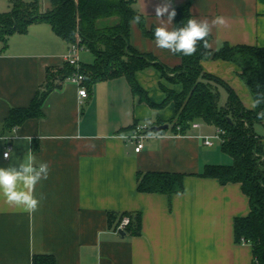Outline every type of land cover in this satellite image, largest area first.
I'll use <instances>...</instances> for the list:
<instances>
[{"label":"crops","instance_id":"crops-1","mask_svg":"<svg viewBox=\"0 0 264 264\" xmlns=\"http://www.w3.org/2000/svg\"><path fill=\"white\" fill-rule=\"evenodd\" d=\"M164 2L136 0L148 29L160 26L155 8ZM170 3V11L189 3L197 20L227 19V27L212 30L213 51L226 43L264 47V0ZM50 8V0L40 5L41 12ZM168 28H175V18ZM130 42L138 52L151 54L170 68L181 64L177 55L158 49L139 24L131 25ZM69 46L42 21L26 33L9 36L6 47L0 42V138H9L0 139V167L34 156L37 164L47 162L51 169L48 179L36 186V196L45 197L36 212L9 206L0 197V264H34L39 257L54 264H252V244L235 239V218L251 212L241 183L222 184L200 175L206 165H230L233 159L221 143L205 144L206 137L216 133L213 125L201 122L186 134L175 133L169 123L176 117L174 102L154 108L140 101L125 76L96 82L82 101L76 83L57 79V87L42 106V117L30 118L15 130L4 128L12 108L29 106L45 89L48 71L64 68ZM83 54L81 63L94 61V55L87 59ZM201 64L252 109L253 97L237 66L221 59H205ZM135 76L155 103L165 99L164 88L182 90L155 66ZM135 123L169 128L151 132L136 152L134 143L126 139L130 132L126 129ZM255 130L264 148V121ZM17 136L32 139L29 143ZM8 145L12 156L5 159ZM149 171L185 174V190L171 198L140 192L138 175ZM125 213L142 215L141 234L122 236L117 230L120 221L129 217Z\"/></svg>","mask_w":264,"mask_h":264},{"label":"trees","instance_id":"trees-1","mask_svg":"<svg viewBox=\"0 0 264 264\" xmlns=\"http://www.w3.org/2000/svg\"><path fill=\"white\" fill-rule=\"evenodd\" d=\"M50 2L51 8L45 13L40 11V0H15L9 12L0 13V42L3 46H7L9 36L26 33L33 23L41 21L49 23L56 35L69 44L79 34L81 45L95 57L92 63H82L80 68L87 90L100 80L125 76L134 96L140 101L147 102L154 108H163L174 102L176 117L169 123L175 133L186 134L197 121L223 129L225 133L221 149L232 157L233 163L206 165L200 175L217 178L222 184L241 183L243 191L250 199L251 212L248 216L235 218V239L238 243L245 240L252 244V264H264V148L262 137L255 130V125L264 121L256 117L264 104L255 110L247 109L229 84L219 76L205 71L201 64L205 59H221L234 64L239 77L254 98L257 93H264V47L226 43L219 50L213 51L210 48L204 49L201 42L195 55H177L181 64L170 68L153 55L140 53L132 46L130 20L134 15H141L136 8V0ZM190 8L189 3L176 8L175 28L185 26L187 20L192 18ZM141 18L139 25L144 35L153 38L155 28L148 29L145 17L141 15ZM207 39L210 44L211 35ZM149 66L157 67L172 83L180 84L182 90L176 92L164 88L165 99L161 103L153 102L135 76L137 71ZM75 72L76 68L67 62L64 68L55 73L49 70L45 89L36 94L29 106L12 108L4 128L12 129L30 118L42 117V106L49 93L58 85L55 81L69 78ZM220 86L228 93L225 106L220 105ZM136 124L126 130L131 131ZM154 131L166 130H156L152 126L150 132ZM184 179L185 174L177 172L139 173L138 190L162 193L171 198L185 190ZM125 215L130 217V224L125 228L126 233L141 234L142 215ZM113 217L111 213V223ZM48 260L49 258L39 257L34 264H54V261Z\"/></svg>","mask_w":264,"mask_h":264},{"label":"clouds","instance_id":"clouds-1","mask_svg":"<svg viewBox=\"0 0 264 264\" xmlns=\"http://www.w3.org/2000/svg\"><path fill=\"white\" fill-rule=\"evenodd\" d=\"M170 0L157 5L155 8V17L159 20L160 26L153 32L155 46L158 49L166 50L172 55H181L191 57L198 51V45L202 42L204 49H209L208 37L213 28L227 27V19L223 16L214 17L211 22L208 20H197L190 18L185 26L169 30L168 25L172 23L176 16L173 8L170 11ZM167 17L165 20L164 17ZM142 22L140 14L134 15L130 24L138 25ZM264 104V93H257L251 100L253 110L260 108ZM259 120H264V108L256 113ZM18 139L31 142L32 137L17 136ZM163 138V137H159ZM7 140L9 138H0ZM12 156L10 151H5L4 158L9 159ZM50 167L47 162L37 164L36 158L30 157L27 162L13 163L8 167H0V197L9 206H14L28 213H34L38 210L41 201L45 198L43 193L36 196V186L43 180H47L50 174Z\"/></svg>","mask_w":264,"mask_h":264},{"label":"built area","instance_id":"built-area-1","mask_svg":"<svg viewBox=\"0 0 264 264\" xmlns=\"http://www.w3.org/2000/svg\"><path fill=\"white\" fill-rule=\"evenodd\" d=\"M84 50H85V48L81 45L80 35L77 34L76 40L70 44L67 53L64 55L65 62L69 63L70 65H72L76 68V72L72 76H70L69 79H71V81H73L74 83H76L79 86V95H80V98L82 99V101L84 99L88 98V96H89L88 90H87L86 86H84V84H83L85 77L80 72V68H81V64H82L81 63V55H82V52ZM200 126H201V122L197 121V122L193 123L192 128H198ZM17 127L18 126H15L13 129L15 130V129H17ZM151 127L152 126L148 123H137L136 126L134 127V129H132L126 135L127 141L134 143L136 152H140L143 149V147L145 145V141L150 136ZM178 129H180V128H178ZM224 133H225V131L223 129L216 128V133L214 135H212L210 137H206L205 144L208 146H214V144H215L214 140L223 141V134ZM10 150H11V145H8L6 151H10ZM129 224H130V217H125L121 221L117 230L118 231L125 230V228ZM243 242L245 243L246 241L243 240ZM246 243H248V242H246Z\"/></svg>","mask_w":264,"mask_h":264},{"label":"rangeland","instance_id":"rangeland-1","mask_svg":"<svg viewBox=\"0 0 264 264\" xmlns=\"http://www.w3.org/2000/svg\"><path fill=\"white\" fill-rule=\"evenodd\" d=\"M13 1H15V0H0V13L9 12L12 8ZM24 1H30V0H24ZM31 1H33V0H31ZM47 1L48 0H40V5L41 6L44 5V3H46ZM42 13H45V12H42ZM92 55L93 54L88 49L84 50L83 57L89 59ZM219 90L221 93L220 105L225 106L227 103V100H228L227 90L222 86L219 87ZM257 128H259V126H257ZM214 141L216 143V147H218V145H220V143L222 142L221 140H214Z\"/></svg>","mask_w":264,"mask_h":264},{"label":"water","instance_id":"water-1","mask_svg":"<svg viewBox=\"0 0 264 264\" xmlns=\"http://www.w3.org/2000/svg\"><path fill=\"white\" fill-rule=\"evenodd\" d=\"M168 128H169V125L168 124L155 126V129L156 130H165V129H168ZM120 233H121L122 236H125L126 235V231L125 230H120Z\"/></svg>","mask_w":264,"mask_h":264}]
</instances>
